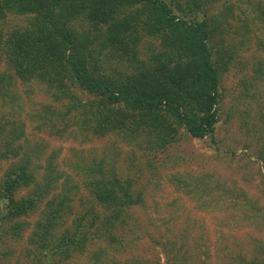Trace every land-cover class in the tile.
<instances>
[{"label": "trees", "instance_id": "16d2710c", "mask_svg": "<svg viewBox=\"0 0 264 264\" xmlns=\"http://www.w3.org/2000/svg\"><path fill=\"white\" fill-rule=\"evenodd\" d=\"M227 1L232 0H0V166L8 163L0 179V238H20L26 225L20 220L43 204L28 238L34 249L27 252L30 264H122L117 253L135 242L126 236L133 233L129 213L144 198L135 178L120 174L113 160H79L69 173L50 157L44 167L36 166L40 155L28 148L17 81H34L51 100L30 117L37 132L80 143L116 136L144 154L165 152L183 137L216 145L223 75L251 46L264 53L258 32L264 36V0L246 8L241 0L230 6ZM229 18L238 19L233 38L227 36ZM251 73L253 81L264 83V57ZM261 101L262 125L253 129L263 144L253 162L264 167ZM242 127L252 133L249 121ZM169 179L196 211L231 207L232 226L220 218L222 227L264 233L255 201L212 174ZM22 189L29 191L16 197ZM81 189L93 204L76 214L71 203ZM251 241L250 258L226 244L216 261L264 264V242Z\"/></svg>", "mask_w": 264, "mask_h": 264}, {"label": "rangeland", "instance_id": "374dc122", "mask_svg": "<svg viewBox=\"0 0 264 264\" xmlns=\"http://www.w3.org/2000/svg\"><path fill=\"white\" fill-rule=\"evenodd\" d=\"M235 1H227L226 6ZM255 1L241 0V6L246 8L249 3L255 6ZM233 13L239 15L240 11L235 9ZM229 22L232 28L228 30L227 36L233 38V29L238 26V19L229 18ZM258 32L264 38L263 33ZM262 57L264 53L251 46L240 53L234 60L235 66L223 75V120L216 130V145L208 140L183 137L165 152L157 154H144L140 148L130 146L111 135L90 137L87 142L80 143L70 139L71 137L57 138L45 131L37 132L30 117L35 116L34 113L42 105L50 104L51 100L34 81L27 83V86L17 81L15 90L24 110L22 120L25 124V138L29 142L28 148L31 151L37 149L40 159L36 166L41 168L49 157L53 165L67 173L70 172L71 165L79 160L86 163L90 159L104 158L106 161L113 160L120 174L135 178L137 189L143 192L144 205L134 207L129 213L133 220H130L129 227L133 233L126 236L127 240L135 239V242L117 253L116 259L122 264H127V261L128 264H223L220 259L216 261L215 254L218 248L226 244L239 246L241 255L248 259L251 240L259 238L264 242V233L260 229L222 227L220 218L229 221L232 226L231 207L213 214L196 211L190 201L170 185L169 178L173 174L190 173L201 177L212 174L214 181L225 182L229 190L234 193L243 192L254 200L264 215V167L253 162L254 154L263 144L258 140L259 134L253 127L257 128L256 124L262 125L259 116L264 83L253 81L251 75L252 68ZM4 69L5 65L1 64L0 72ZM252 94L256 97L255 101L250 97ZM258 101H261L260 105ZM227 116L229 120L225 122ZM248 121L251 134H246L242 127L243 122ZM232 152H235L233 157ZM7 165V162L1 163L0 179ZM42 171L38 170V177ZM74 178L76 182L79 181L76 176ZM28 191L29 189H22L16 193V197H21ZM92 204L84 189L80 190L71 203L73 213L76 214ZM42 212L43 204L36 212L20 220L21 223H26L20 238L13 239L6 235L0 238V264H30L27 252L34 249L28 238ZM213 215L219 218L215 219ZM168 246L172 248L171 252L168 251Z\"/></svg>", "mask_w": 264, "mask_h": 264}]
</instances>
